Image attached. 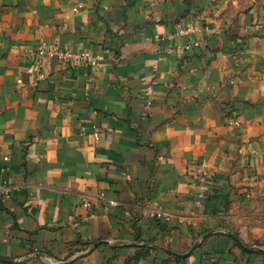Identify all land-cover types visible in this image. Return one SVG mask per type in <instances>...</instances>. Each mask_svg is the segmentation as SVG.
Listing matches in <instances>:
<instances>
[{
	"label": "crops",
	"instance_id": "1",
	"mask_svg": "<svg viewBox=\"0 0 264 264\" xmlns=\"http://www.w3.org/2000/svg\"><path fill=\"white\" fill-rule=\"evenodd\" d=\"M0 264H264V0H0Z\"/></svg>",
	"mask_w": 264,
	"mask_h": 264
},
{
	"label": "built area",
	"instance_id": "2",
	"mask_svg": "<svg viewBox=\"0 0 264 264\" xmlns=\"http://www.w3.org/2000/svg\"><path fill=\"white\" fill-rule=\"evenodd\" d=\"M202 28H199L195 25H187L184 28H181L175 35L169 36H156L155 42L157 44H161L166 40H170L176 37H189L195 34L196 32H201ZM197 42H193L190 40L186 45L177 46L176 50L178 51H186L190 48L198 47ZM57 61L58 63L65 65L69 68H84L91 71H94L98 68V66L104 61V57L100 54H95L90 50H82L77 52H72L66 49L61 48L60 46L50 47L45 41L41 40L36 48V61L35 66L39 71V79H44V69L45 65L51 61ZM145 100L146 105L150 107L152 105V88H149L145 92ZM231 124H234L232 121ZM208 177L209 174L206 169L205 162L197 165L196 169V178H197V192L195 195V202L197 205L201 204L207 197L209 192L208 186ZM8 195V192L5 193ZM104 201L103 197L100 199L92 200L89 198H84L82 201V206L86 210H91V208L95 205L96 202ZM108 206H113V204H109ZM155 218L157 220H167V217L163 215L161 212L156 213Z\"/></svg>",
	"mask_w": 264,
	"mask_h": 264
}]
</instances>
